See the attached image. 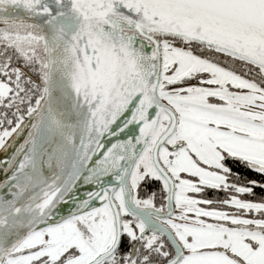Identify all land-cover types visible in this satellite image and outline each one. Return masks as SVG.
Wrapping results in <instances>:
<instances>
[{"label":"snow or ice","instance_id":"snow-or-ice-1","mask_svg":"<svg viewBox=\"0 0 264 264\" xmlns=\"http://www.w3.org/2000/svg\"><path fill=\"white\" fill-rule=\"evenodd\" d=\"M0 264H264V0H0Z\"/></svg>","mask_w":264,"mask_h":264}]
</instances>
